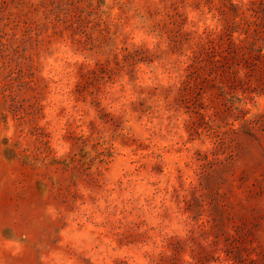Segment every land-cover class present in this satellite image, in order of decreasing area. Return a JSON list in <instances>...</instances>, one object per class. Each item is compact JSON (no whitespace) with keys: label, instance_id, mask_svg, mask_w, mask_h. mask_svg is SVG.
<instances>
[{"label":"rangeland","instance_id":"1","mask_svg":"<svg viewBox=\"0 0 264 264\" xmlns=\"http://www.w3.org/2000/svg\"><path fill=\"white\" fill-rule=\"evenodd\" d=\"M0 264H264V0H0Z\"/></svg>","mask_w":264,"mask_h":264}]
</instances>
